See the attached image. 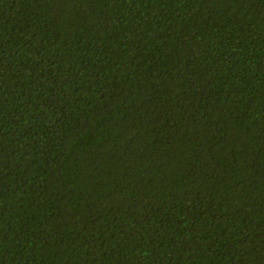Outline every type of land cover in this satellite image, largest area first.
I'll return each mask as SVG.
<instances>
[{
  "label": "trees",
  "instance_id": "obj_1",
  "mask_svg": "<svg viewBox=\"0 0 264 264\" xmlns=\"http://www.w3.org/2000/svg\"><path fill=\"white\" fill-rule=\"evenodd\" d=\"M0 264H264V0H0Z\"/></svg>",
  "mask_w": 264,
  "mask_h": 264
}]
</instances>
